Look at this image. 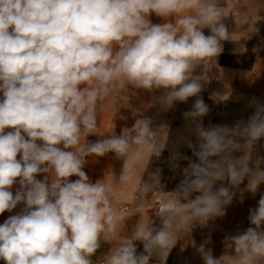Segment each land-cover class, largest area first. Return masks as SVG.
I'll list each match as a JSON object with an SVG mask.
<instances>
[{
    "label": "clouds",
    "instance_id": "clouds-1",
    "mask_svg": "<svg viewBox=\"0 0 264 264\" xmlns=\"http://www.w3.org/2000/svg\"><path fill=\"white\" fill-rule=\"evenodd\" d=\"M153 13L166 22L152 24ZM224 17L219 0H0V214L26 204L0 225V259L93 264L101 241L116 238L130 213L113 206L112 182H90L85 158L115 153L124 160L116 182L130 184L146 150L168 133V125L153 129L152 120L141 117L120 135L87 142L99 128L98 108L116 88L127 91L130 85L162 89L158 100L165 110L195 96L183 115L193 121L205 116L209 107L199 97L205 77L193 73L230 39ZM6 128L13 130L5 133ZM195 133L198 150L191 142L188 147L198 162L184 157L189 159L184 179L175 191H163L162 227L136 223L131 237L118 241L102 264H149L154 255L165 264L176 233L223 216L246 178L241 198L243 191L255 195L264 183L261 159L250 167L251 149L264 137V106L257 105L247 123L208 128L197 123ZM242 149L243 155H233ZM160 171L149 173L140 187L141 215L148 196L160 189ZM40 173L49 175L41 181ZM71 176L78 179L70 181ZM218 181L227 186L214 188ZM193 193L199 195L191 198ZM248 219L254 227L225 237L220 258L206 248L209 241L199 246L204 264H264V194ZM134 241L143 243L146 254H137ZM232 249L235 255L228 254Z\"/></svg>",
    "mask_w": 264,
    "mask_h": 264
},
{
    "label": "crops",
    "instance_id": "crops-1",
    "mask_svg": "<svg viewBox=\"0 0 264 264\" xmlns=\"http://www.w3.org/2000/svg\"><path fill=\"white\" fill-rule=\"evenodd\" d=\"M219 3L225 15L222 22L226 25L231 37L229 40L221 42L223 50L217 57L212 58L206 66L198 65L193 74L204 76L205 79L201 81L202 88L219 98V125L232 127L238 121L247 123L249 117L256 111L257 105L264 106V0H219ZM149 19L152 24L166 22L164 18L158 17L155 13L151 14ZM172 19L170 17L169 21ZM202 31L206 36L211 34L208 28H204ZM231 60L235 62H230ZM80 87H84V85ZM143 92L144 90L136 88L131 90L127 88V91L116 88L113 94L107 97L98 108L97 124L99 128L96 134L87 136L86 141L95 142L113 134L120 135L122 129L131 128L135 120L141 117H148L153 122V101H150L149 105L150 94L147 90L145 93ZM143 98H145V104L142 103ZM2 99L3 93L0 92V101ZM12 130L6 128L5 133ZM22 135H25L27 139L25 133L22 132ZM239 142L241 145L244 144L242 139ZM38 143L42 142L38 141ZM152 152L153 144L146 150L145 160L133 169L135 179L130 184L116 182L123 171L124 160L117 158L115 153L109 152L104 156L85 158L86 164L83 171L86 172L90 182H112L115 194L110 196V200L113 206L127 207L130 213L126 220L118 226L116 238L107 242L101 241V247L92 257L93 264H102L104 258L118 241L130 238L136 223L152 221L153 226L157 229L162 227L159 218V204L163 200L164 192L148 196L145 201V214L141 215L136 211L140 187L144 181ZM243 154V149L233 153L236 157ZM20 155H17L18 160ZM251 155L253 163L250 164V167H255L254 161L259 158L261 159L260 168L264 170V137L253 145ZM47 175L49 174L40 173L36 178L43 181ZM68 179L75 181L78 177L71 176ZM18 180L19 178H17ZM222 183L227 186V181H218L214 188L219 187ZM246 184L247 178L236 190L231 204L225 206L223 216L209 220L206 225L195 223L191 229L176 233L177 242L165 264H204L197 249L205 241H209L206 248L212 250L213 256L220 258L225 253L222 243L225 237L236 235L253 226L250 225L248 219L249 209L258 206V200L264 194V183L258 187L255 195L243 191L241 198V192L246 188ZM19 187L18 183L11 187L10 191L13 196ZM196 195L199 193H193L191 198ZM25 207L26 204L21 202L11 212L5 211L0 214V225L10 216L20 214ZM239 217L243 221L239 222L237 220ZM261 230H264V225L261 226ZM134 245L138 255L146 254L141 241H134ZM228 254L235 255L234 249L229 250ZM0 264H6V262L0 259ZM149 264H160L159 258L154 255L149 260Z\"/></svg>",
    "mask_w": 264,
    "mask_h": 264
},
{
    "label": "rangeland",
    "instance_id": "rangeland-1",
    "mask_svg": "<svg viewBox=\"0 0 264 264\" xmlns=\"http://www.w3.org/2000/svg\"><path fill=\"white\" fill-rule=\"evenodd\" d=\"M230 62L235 61L231 60ZM128 89L135 88L128 87ZM148 93L150 94L148 104L150 105V101H153V129L162 124L168 125L167 135H162L153 143V152L144 176V181H146L149 178V173L157 169L161 170L160 189H156L150 194L154 196L163 191H175L177 185L184 179L183 169L189 165V159L184 157H189L191 162H198V158L193 156V149L188 147V142H191L193 147L198 150L195 133L197 123L204 128L219 125L220 100L202 88L199 97L208 105L209 111L205 116L193 121L186 119L183 114L192 109L197 97H189L186 102H174L172 108L165 110L158 100L163 94V90H153L151 92L148 91ZM142 103L145 104V98H143ZM237 220L240 222L242 219L239 217Z\"/></svg>",
    "mask_w": 264,
    "mask_h": 264
},
{
    "label": "built area",
    "instance_id": "built-area-1",
    "mask_svg": "<svg viewBox=\"0 0 264 264\" xmlns=\"http://www.w3.org/2000/svg\"><path fill=\"white\" fill-rule=\"evenodd\" d=\"M156 200H159V198H156ZM122 208H125L128 211L127 207H122Z\"/></svg>",
    "mask_w": 264,
    "mask_h": 264
}]
</instances>
